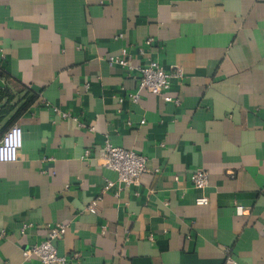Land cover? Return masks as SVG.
I'll use <instances>...</instances> for the list:
<instances>
[{
	"label": "crops",
	"instance_id": "obj_1",
	"mask_svg": "<svg viewBox=\"0 0 264 264\" xmlns=\"http://www.w3.org/2000/svg\"><path fill=\"white\" fill-rule=\"evenodd\" d=\"M151 60L182 67L172 100L139 90ZM0 78V130L24 133L0 162V264H47L23 251L49 223L70 264H264V0H0ZM107 139L149 157L140 184L103 190Z\"/></svg>",
	"mask_w": 264,
	"mask_h": 264
},
{
	"label": "built area",
	"instance_id": "obj_2",
	"mask_svg": "<svg viewBox=\"0 0 264 264\" xmlns=\"http://www.w3.org/2000/svg\"><path fill=\"white\" fill-rule=\"evenodd\" d=\"M146 42L148 44L154 43L153 37L148 38ZM127 54L128 52L124 49L121 56L110 55L109 59L113 63L130 66ZM137 70L139 73V90L143 88L149 89L157 95H164L167 101L173 99V97L166 95V91L172 85V79L184 76L181 66L174 64L170 68H166L157 60H151L144 65H140ZM131 97L137 101L139 99V92L132 93ZM54 110L62 117L69 116V113L61 111L58 108H54ZM23 143L24 133L22 127L19 124L9 127L0 139V162L18 160ZM91 152V148L86 149L85 156H89ZM99 158L102 159V164L105 167L113 169L118 173V181L108 179L103 190H107L115 185L140 184L141 175L147 170L149 161L147 155L130 148L115 145L109 139L99 148ZM189 177L197 189H205L209 184V173L204 168L196 169ZM176 178H179V176L177 175ZM98 200L99 197L91 200L86 205V209L96 211ZM196 202L198 204H207L209 197L207 195L198 196ZM237 210L243 211V206L238 205ZM26 227L28 226L24 223L23 228L25 229ZM67 228L65 223H49L46 238L26 248L23 251L24 257L28 259L37 257L40 261L47 264H70L68 259L60 254L56 244V240L67 232ZM225 264L240 263L232 255L228 254L225 258Z\"/></svg>",
	"mask_w": 264,
	"mask_h": 264
},
{
	"label": "trees",
	"instance_id": "obj_3",
	"mask_svg": "<svg viewBox=\"0 0 264 264\" xmlns=\"http://www.w3.org/2000/svg\"><path fill=\"white\" fill-rule=\"evenodd\" d=\"M9 90H11V89L8 88V89H6L5 92H7V91L9 92ZM35 99H36V95H32L31 97H29V99L27 101H25V103H23L21 108L18 110V113H21L22 111H24ZM2 112H4V111H1L0 113H2ZM8 128L9 127L6 125L3 129L0 130V137H1L2 132L3 131L5 132Z\"/></svg>",
	"mask_w": 264,
	"mask_h": 264
},
{
	"label": "water",
	"instance_id": "obj_4",
	"mask_svg": "<svg viewBox=\"0 0 264 264\" xmlns=\"http://www.w3.org/2000/svg\"><path fill=\"white\" fill-rule=\"evenodd\" d=\"M5 83L2 81V79L0 78V87H4Z\"/></svg>",
	"mask_w": 264,
	"mask_h": 264
}]
</instances>
